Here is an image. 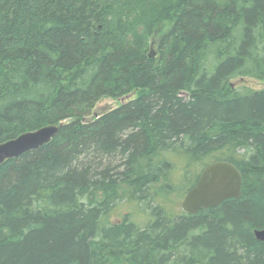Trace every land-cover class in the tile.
<instances>
[{
  "label": "trees",
  "instance_id": "1",
  "mask_svg": "<svg viewBox=\"0 0 264 264\" xmlns=\"http://www.w3.org/2000/svg\"><path fill=\"white\" fill-rule=\"evenodd\" d=\"M163 1L145 53L117 40L111 0H0V142L60 123L0 164V264H264V88L230 83L264 79V0ZM217 160L241 196L179 211Z\"/></svg>",
  "mask_w": 264,
  "mask_h": 264
},
{
  "label": "rangeland",
  "instance_id": "2",
  "mask_svg": "<svg viewBox=\"0 0 264 264\" xmlns=\"http://www.w3.org/2000/svg\"><path fill=\"white\" fill-rule=\"evenodd\" d=\"M163 0H111V5L104 4V10L108 13V22L112 28H117L122 26L125 33L123 34L125 38L117 39L123 47H127L128 52L134 51L138 48L141 52L144 50L145 53L155 52L158 49L159 45L162 44L163 29L159 25H154L153 20L155 15L161 6L164 5L161 3ZM104 2V1H103ZM163 4V5H162ZM162 8V7H161ZM105 11V12H106ZM138 11L136 16H130L126 20L127 12L133 13ZM111 13L114 15L116 21L111 20L113 17H109ZM117 22V23H116ZM112 33L116 37L115 31L113 29ZM117 34H119L117 32ZM109 39V37L107 38ZM230 83L235 87H247L252 89H261L264 88V79H257L249 76H237L230 80ZM138 91V90H137ZM137 91H131V93L118 96V97H102L100 100L96 101L91 115L87 117L97 116L99 113H102L108 109H112L127 101L130 98L136 96ZM52 125V124H50ZM47 126V125H45ZM177 162V160H176ZM182 197L178 202H174L175 207L180 211V204ZM121 203L110 212V219L115 221L116 219H121L122 215L125 212L130 211L132 204ZM138 211L136 213V216ZM138 219L142 222L143 219L137 216Z\"/></svg>",
  "mask_w": 264,
  "mask_h": 264
},
{
  "label": "water",
  "instance_id": "3",
  "mask_svg": "<svg viewBox=\"0 0 264 264\" xmlns=\"http://www.w3.org/2000/svg\"><path fill=\"white\" fill-rule=\"evenodd\" d=\"M58 129L57 125H47L0 142V164L48 143ZM241 186L242 176L234 164L223 160L211 162L201 170L194 186L183 196L181 210L196 214L199 209L218 206L228 198L237 199L241 196ZM254 235L264 241V227L255 229Z\"/></svg>",
  "mask_w": 264,
  "mask_h": 264
},
{
  "label": "bare ground",
  "instance_id": "4",
  "mask_svg": "<svg viewBox=\"0 0 264 264\" xmlns=\"http://www.w3.org/2000/svg\"><path fill=\"white\" fill-rule=\"evenodd\" d=\"M52 125H57V126H59V125H60V123H59V124H52Z\"/></svg>",
  "mask_w": 264,
  "mask_h": 264
}]
</instances>
